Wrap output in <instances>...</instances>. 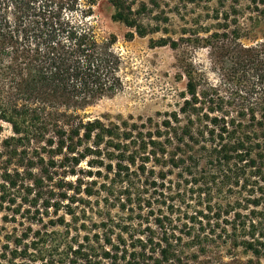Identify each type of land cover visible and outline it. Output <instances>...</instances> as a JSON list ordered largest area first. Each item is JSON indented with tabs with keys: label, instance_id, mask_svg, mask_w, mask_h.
Here are the masks:
<instances>
[{
	"label": "trees",
	"instance_id": "1",
	"mask_svg": "<svg viewBox=\"0 0 264 264\" xmlns=\"http://www.w3.org/2000/svg\"><path fill=\"white\" fill-rule=\"evenodd\" d=\"M107 1L128 37L158 30ZM241 1L188 38L218 49L229 95L188 64L177 110L104 121L79 111L123 87L115 37L77 0H0V264H261L264 0Z\"/></svg>",
	"mask_w": 264,
	"mask_h": 264
},
{
	"label": "rangeland",
	"instance_id": "2",
	"mask_svg": "<svg viewBox=\"0 0 264 264\" xmlns=\"http://www.w3.org/2000/svg\"><path fill=\"white\" fill-rule=\"evenodd\" d=\"M77 1L79 8L88 10L89 14L83 18L80 13H76L74 17L89 26L99 42L115 37L114 47L121 58L120 75L123 80L120 91L100 98L79 111L85 119L116 121L129 116L134 119L149 116L163 118L177 110L183 100L186 82L183 71L188 64L198 71L202 84L208 82L217 85L221 94L229 95L233 83L230 82L218 49L205 46L206 41L203 39L199 43L189 39L193 40L197 36L206 38L216 30L217 16L222 18L224 14L230 13L227 16L233 18L237 2L133 0L135 9H140L143 2L147 5V9L139 14L141 23L149 29L158 26V30L145 36L133 33L132 37H128L133 30L111 18L113 9L107 0ZM247 2L242 0L239 6L244 8ZM246 14L243 13L244 16ZM160 37L178 39V47L151 46V40L156 41ZM242 41L253 43L247 39ZM8 135L9 126L0 123V141ZM261 264H264V260Z\"/></svg>",
	"mask_w": 264,
	"mask_h": 264
}]
</instances>
